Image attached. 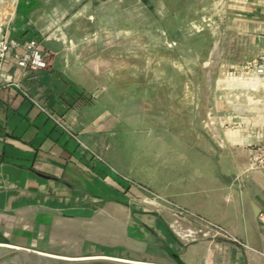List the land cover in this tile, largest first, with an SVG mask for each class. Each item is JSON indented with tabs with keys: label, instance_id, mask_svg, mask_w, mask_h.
I'll return each instance as SVG.
<instances>
[{
	"label": "crops",
	"instance_id": "crops-1",
	"mask_svg": "<svg viewBox=\"0 0 264 264\" xmlns=\"http://www.w3.org/2000/svg\"><path fill=\"white\" fill-rule=\"evenodd\" d=\"M90 1L0 0V37L36 40L49 59L27 74L9 62L7 73L76 136L17 88H0V264H264V75L245 71L264 63V0L229 2L215 82L238 80L253 105L236 106L227 82L232 102L211 108L209 170L196 157L140 156L145 142L121 110L103 105L100 76L86 94L85 67L95 76L105 67L83 57Z\"/></svg>",
	"mask_w": 264,
	"mask_h": 264
},
{
	"label": "rangeland",
	"instance_id": "rangeland-1",
	"mask_svg": "<svg viewBox=\"0 0 264 264\" xmlns=\"http://www.w3.org/2000/svg\"><path fill=\"white\" fill-rule=\"evenodd\" d=\"M229 2L91 0L88 4L83 57L105 67L96 76L95 67H85L92 78L85 85L86 94L93 98L90 92L99 86L100 76L99 89L106 92L103 105L121 110L125 122L145 142L138 147L140 156L196 157L209 170L214 163L209 150L216 149L211 108L217 102L224 106L232 102L226 98L227 82L237 90L236 106L250 103L243 98L244 87L238 80L221 82L219 88L215 82L222 71L219 64L227 42ZM218 42L222 44L217 55L212 50ZM246 67V72L264 75ZM153 140L155 146L147 143ZM218 162L226 169V162ZM150 196L212 222L159 194Z\"/></svg>",
	"mask_w": 264,
	"mask_h": 264
},
{
	"label": "built area",
	"instance_id": "built-area-1",
	"mask_svg": "<svg viewBox=\"0 0 264 264\" xmlns=\"http://www.w3.org/2000/svg\"><path fill=\"white\" fill-rule=\"evenodd\" d=\"M9 62H14L16 66L21 69L22 74L36 73L48 69L49 59L42 52L39 42L36 40L18 41L6 36L0 37V88H17L24 96L37 104L39 108L54 121V123L62 127L72 136L76 137L74 131L69 126V123H67L65 118L60 117L53 110L47 108L46 106L37 103V101L27 92L23 85H21V82L18 79H13L9 76L6 71V67ZM249 67H254L258 74H264V63L253 64ZM178 212L187 218L195 220L203 226L216 230L218 235L225 233L223 228L197 216L193 212L184 210H178ZM259 219L264 225V213L260 215ZM261 255L264 256V251L261 253Z\"/></svg>",
	"mask_w": 264,
	"mask_h": 264
},
{
	"label": "water",
	"instance_id": "water-1",
	"mask_svg": "<svg viewBox=\"0 0 264 264\" xmlns=\"http://www.w3.org/2000/svg\"><path fill=\"white\" fill-rule=\"evenodd\" d=\"M117 264H125V263H118V262H116Z\"/></svg>",
	"mask_w": 264,
	"mask_h": 264
}]
</instances>
